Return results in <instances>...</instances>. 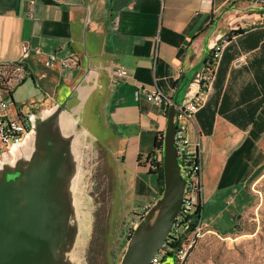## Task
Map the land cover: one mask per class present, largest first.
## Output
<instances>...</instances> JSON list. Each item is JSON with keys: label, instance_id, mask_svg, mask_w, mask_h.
<instances>
[{"label": "crops", "instance_id": "crops-1", "mask_svg": "<svg viewBox=\"0 0 264 264\" xmlns=\"http://www.w3.org/2000/svg\"><path fill=\"white\" fill-rule=\"evenodd\" d=\"M251 3L0 0V63H16L23 75L12 84V108L30 112L33 139L59 107L89 132L112 160L115 188L134 213L131 231L161 198L147 156L168 123V110L137 88L161 90L180 107L226 40L204 104L178 123L202 166L203 222L209 231L233 230L251 205L249 184L264 173V14ZM53 54L58 60L47 67ZM88 115L103 138L82 124Z\"/></svg>", "mask_w": 264, "mask_h": 264}, {"label": "water", "instance_id": "water-1", "mask_svg": "<svg viewBox=\"0 0 264 264\" xmlns=\"http://www.w3.org/2000/svg\"><path fill=\"white\" fill-rule=\"evenodd\" d=\"M200 76L201 70L191 81L197 86V91L180 107L187 104L198 92ZM62 111L64 107L51 111L49 123L36 129L34 139L38 144L30 141L33 137L26 138L24 143L29 150L33 144L30 155L33 163L25 169L17 164V167L8 168L0 174V264H66L62 255L70 247L66 246V242L70 240L71 245L73 234L70 237L68 233H64L68 224L67 215L58 213L68 202L61 198L56 185L62 181L63 166L68 167L65 150L69 138L61 142L54 160L55 147L41 135ZM178 114L179 105L174 101L168 107V123L163 137L164 185L161 198L134 228L120 264H151L152 257L163 248L169 237L181 208L187 182L182 176L175 144ZM64 119L72 129H76L77 121L67 116ZM40 138L41 145L38 142ZM20 147L12 156H5L2 161L16 158ZM15 171L19 172L17 177H8ZM154 212L157 213V218L150 225Z\"/></svg>", "mask_w": 264, "mask_h": 264}, {"label": "rangeland", "instance_id": "rangeland-1", "mask_svg": "<svg viewBox=\"0 0 264 264\" xmlns=\"http://www.w3.org/2000/svg\"><path fill=\"white\" fill-rule=\"evenodd\" d=\"M82 124L103 138L99 125L91 123L89 115ZM88 133L81 124L76 129L69 127L68 131L66 165H72L79 177L73 195L77 203L67 223L79 229L76 235L73 231L74 241L63 252L62 259L66 264H120L134 213L124 203L119 188L111 192L112 160ZM30 147L29 150L23 143L16 157L30 156L33 144ZM97 170L99 175L95 179ZM18 175L15 171L8 177ZM249 192L251 205L239 216L235 229L206 231L190 250L186 264H264V173L249 184ZM170 262V258L165 260Z\"/></svg>", "mask_w": 264, "mask_h": 264}, {"label": "built area", "instance_id": "built-area-1", "mask_svg": "<svg viewBox=\"0 0 264 264\" xmlns=\"http://www.w3.org/2000/svg\"><path fill=\"white\" fill-rule=\"evenodd\" d=\"M253 4L261 0H250ZM226 40L215 46L211 51V56L201 70L199 80V90L192 99L184 106L179 107V119L192 120L197 111L202 107L207 95V91L212 81L215 64L219 61ZM28 52V45L23 46V53ZM58 60L55 54L51 55L45 62L47 67H52ZM63 68L70 67L67 60L59 61ZM75 63V61H74ZM208 67V68H207ZM116 74L128 76L129 72L123 66H117ZM23 75L16 63H0V160L21 146L29 136L32 124L30 112L22 108L14 110L12 108L11 94L12 84L21 82ZM137 93L144 92L153 103L168 108L172 103L170 96L161 90L147 91L141 85L138 86ZM185 126L177 122L175 144L178 159L183 162L181 165L182 176L186 180V187L183 195L182 205L177 213L169 237L166 239L162 249H160L151 259V264H186L187 256L195 245L196 241L209 231L207 225L202 220V166L197 153L188 152V138L185 133ZM156 161L162 160V150H156ZM180 241V245H175ZM174 245V246H173ZM167 258L170 263H165Z\"/></svg>", "mask_w": 264, "mask_h": 264}, {"label": "bare ground", "instance_id": "bare-ground-1", "mask_svg": "<svg viewBox=\"0 0 264 264\" xmlns=\"http://www.w3.org/2000/svg\"><path fill=\"white\" fill-rule=\"evenodd\" d=\"M69 122L66 121L64 119V117L62 115H58L54 121L52 122V124L44 131L42 132V136L44 135L45 139L48 141V143L53 144V146L56 149V152L54 154V160H56L57 158V154H58V149L61 146V142H65L68 140V131H69ZM39 144H42L41 138L38 139ZM32 143L35 144V142L37 143V140L31 138L30 140ZM38 144V143H37ZM34 159V158H33ZM31 163H33V160L31 158V156L27 157L26 155L24 156L23 159H20L19 157H16L14 159H8L6 158L4 161L0 162V174H3L4 171L8 168H15L17 167V164H20L22 166L23 169H25L26 167H28V165H30ZM62 173V181L60 180V182L56 185L58 193L61 195L62 199H65L66 201H68L69 203L67 205H65L63 208H60L59 210V215L60 214H65L67 215V218H71L73 216L72 214V210H74V207L77 203L76 198L73 196L74 192L76 190V179L79 177L76 176V174L74 173V169L73 166H68V167H64L61 170ZM55 187V188H56ZM71 201V202H70ZM157 218V213L154 212V214L151 216L150 219V225L154 223L155 219ZM62 226H60V229H62ZM68 229V231H67ZM67 229L66 231H64V233H68V235L71 237L74 231V234H77V230L79 229L77 227V229L75 228H70V225L67 224ZM60 234V233H59ZM60 236V235H59ZM74 237V235H73ZM74 241V239H71V243ZM70 240H68V242H66V246H70ZM63 264V262H62Z\"/></svg>", "mask_w": 264, "mask_h": 264}, {"label": "trees", "instance_id": "trees-1", "mask_svg": "<svg viewBox=\"0 0 264 264\" xmlns=\"http://www.w3.org/2000/svg\"><path fill=\"white\" fill-rule=\"evenodd\" d=\"M251 4H252L251 10H250L251 12L264 14V0L259 1L256 4H253V3H251ZM236 32H238V31H236ZM229 37H230V35L227 37V39ZM210 56H211V54L209 55V57ZM206 62H207V60H206ZM172 101H173V99H172ZM166 110H168V108H166ZM154 147H155V151H153L150 155L147 156V160L150 163V171H152L158 175L159 192H160V194H162L163 185H164L162 160L161 161L155 160L156 150L163 149V140H162L161 134H160V137L156 138ZM180 164L183 165V162L181 159H180ZM180 243H181L180 241H176L175 245L178 247L180 245Z\"/></svg>", "mask_w": 264, "mask_h": 264}, {"label": "flooded vegetation", "instance_id": "flooded-vegetation-1", "mask_svg": "<svg viewBox=\"0 0 264 264\" xmlns=\"http://www.w3.org/2000/svg\"><path fill=\"white\" fill-rule=\"evenodd\" d=\"M98 173H99V170H97V172H96V177H95V179L98 178V175H99ZM112 174H113V172H112ZM114 188H115V180H114V177H113L112 181L110 180V190H111V192L114 190ZM109 201H110V200H109ZM144 215H145V213H144L143 215H141L140 220L144 217ZM97 218H98V215H97ZM94 228H95V227H94ZM134 228H135V227H134ZM134 228L129 232V234H128V238H127V241H128V239L131 237ZM126 244H127V242L125 243V248H126Z\"/></svg>", "mask_w": 264, "mask_h": 264}]
</instances>
